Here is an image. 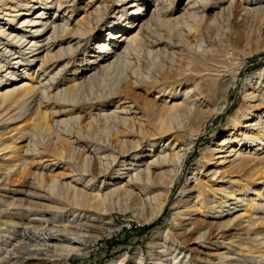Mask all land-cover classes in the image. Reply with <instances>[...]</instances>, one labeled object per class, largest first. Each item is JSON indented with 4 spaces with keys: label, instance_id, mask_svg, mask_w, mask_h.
<instances>
[{
    "label": "bare ground",
    "instance_id": "bare-ground-1",
    "mask_svg": "<svg viewBox=\"0 0 264 264\" xmlns=\"http://www.w3.org/2000/svg\"><path fill=\"white\" fill-rule=\"evenodd\" d=\"M180 1L118 0L116 7L112 0H0V194L26 193L22 199L0 196L9 210L0 211V220L28 240L4 243L13 250L0 247L7 255L2 263L58 264L57 253L86 256L87 243L112 229L116 205L149 206L157 218L166 209L176 170L191 151L186 135L198 136L228 109L253 41L234 32V23L227 40L225 28L215 35L213 25L233 19L247 32L264 34L258 0H186L182 14L173 10ZM82 53L86 59L76 65ZM255 79H248L245 102L207 153L213 167L188 191L197 190L198 201L203 196L200 203L207 207L199 215L229 218L215 234L197 226L184 230L185 242L205 249L208 263L228 253L222 249L229 250L225 241L233 239L226 233L239 228L235 237L246 242L238 250L264 264V220H251L262 210V189L252 184L264 186V72L257 79L261 85ZM191 199L183 201L178 218L201 210H191ZM17 211L41 217L10 221ZM53 213L77 216L78 224L56 227ZM80 219L93 223L80 226ZM41 237L39 247L31 244ZM164 240L175 249L158 244L166 250L151 251L153 261L202 264L185 242L169 234ZM164 256H171L169 263ZM147 260L125 257L113 264H158Z\"/></svg>",
    "mask_w": 264,
    "mask_h": 264
},
{
    "label": "rangeland",
    "instance_id": "rangeland-1",
    "mask_svg": "<svg viewBox=\"0 0 264 264\" xmlns=\"http://www.w3.org/2000/svg\"><path fill=\"white\" fill-rule=\"evenodd\" d=\"M117 1L118 0H112L114 5L116 4V7L119 6V4L117 5ZM258 1L261 3L260 5H258V7L264 5V3L261 0H258ZM186 6H187V1L181 0L180 2H178L176 6H174L175 8H173V10L176 9V13L180 12V14H182ZM119 10L122 11V8L121 9L118 8L114 14L112 13L108 16L109 22L113 21L112 19L115 18L117 13H119ZM149 11L152 12L151 9H149ZM29 20H31V18H29ZM232 21L233 19H231L224 26L219 25L216 27L215 25H213V29H212L213 34L217 35L221 30H223V28H225L222 32L223 34L222 39L227 40L228 37L230 38L231 36L233 37L231 27H232V23H234V26L237 29L236 31L233 30L234 32L239 33L241 31V34L243 35L252 36L253 41L245 49L248 54V58L246 60L247 62L246 66L242 70V75L238 81V84L231 91L228 109L225 110V112H223L222 114L216 115L215 117H213L211 121H209L207 125L202 129L201 133L198 136L191 138L189 135H186V140L191 145V151L183 167L178 168L176 170V178H175L176 188L173 190L170 196L171 198H169V203L166 209L163 211L160 217L157 218V216L155 215L151 217L149 206L145 207V205H143V206H133L132 207L128 205L126 208L123 206L120 207L119 205H116L115 208L111 212L113 220H114V224L111 225L112 229L108 231L106 235L102 234V237L100 239H91L90 242L87 243V246H88L87 249L89 250V255L82 256V257L78 255L71 256L70 257L71 260H70V258H68L66 254L65 256H63L64 254L57 253L58 255L55 258V260L58 261V264H113L114 262H117L121 258L130 257L132 259L138 256H140L141 258L145 257L146 259H148L147 260L148 263H154V262L156 263V260L158 259V257H156L155 261H153L154 257L151 258L150 252L166 250V248H162V249L158 248L157 246L158 244L168 242L170 243L169 247L172 250H174L176 247L175 246L176 244L174 245L173 242H169V240L167 241L164 240V236L166 234L167 235L169 234V236L170 237L172 236V238H176V240L178 241L185 242L184 239L189 238V236H186L185 234H183L185 229L194 230V226H197L199 227V229H203L206 232L215 234L217 231V228L220 226L219 224L229 219V218L215 219L214 218L215 215H212L211 217H206L205 214L199 215L198 212L204 211L205 207H207L205 206L204 203L203 204L200 203L203 196H200L199 197L200 200L198 201L197 195L199 196V193L197 192V190L195 192H192V194H189L188 191L191 190V188L195 187V184H196L195 179L197 177H201L202 179H204L205 177L203 176V172L207 173L213 167L214 162L208 161L207 153L209 149H212L214 145L223 138L227 120L230 119V117L234 113H236L242 107V104L245 102L244 100L246 97V92L248 90L247 86H249L248 79L254 76L256 78L254 80V83L258 82L257 84L261 85L260 81L257 79L259 78L260 74L264 72V48L260 47L261 45L260 43H263L264 41V34L259 36L260 31H258V29H253L251 32H247V30H244L241 27L239 28L237 24H235V21L234 22ZM2 23L3 22H0L1 30L5 29V25H3L4 23L3 24ZM17 24L18 23L16 22L15 25L17 26ZM21 29H26V28H21ZM213 34H211V36ZM258 41L260 43H258ZM4 50H5L4 45H0V57L2 53L4 52ZM40 56L41 55L37 54V57H38L37 59H39ZM78 57H79L77 58L78 63L76 62L75 63L76 65L79 64L82 59L83 60L86 59L85 53H82ZM37 63H38V60L33 65L36 66ZM68 68L69 70L70 69L73 70L72 66ZM68 68L66 71H68ZM49 90L53 91V89H49ZM49 92L50 91H48V93ZM262 93L264 95V90H262ZM24 124L25 122H23L21 125L19 124V126H23ZM16 127L18 126L12 125L10 129H13ZM0 133H3V130H0ZM56 169H57L56 167L53 168L54 173ZM235 180L243 181L242 178H237ZM243 182L244 184L247 183L246 181H243ZM252 186L255 188L254 190L262 189L261 193L263 196L261 197L262 200L259 203V205L262 207V210L258 209L257 212H254L255 215L253 216V219L251 218L250 219L257 221V219L261 218V220H264V213H263L264 186L256 182H254ZM90 187L91 186H89V189ZM9 194H10L9 196L8 195L5 196L1 194L0 196L3 199L5 198L4 200H12V198L22 199L26 196V193L20 194L16 192H10ZM189 196L192 197L191 201H193L190 204V208L196 205L194 207H196L197 209L200 208L201 210H198L197 212L192 211L189 216L178 218V213L186 209L183 204V201L188 200ZM217 196L221 198L223 197V193H219ZM197 202L198 204H195ZM0 211H9L8 207H6V205L2 202H0ZM24 212L25 211H19L17 215L10 214L8 215V219L13 222L30 223L33 218L39 219L41 217L39 215H30V214L29 216ZM32 214H36V213L32 212ZM46 215L47 217H49V214L46 213ZM52 216H53V219L57 221V223H55L54 225L60 228L64 225L67 226L69 222H72L74 220H75L74 222H76V219H77V216H72V214L63 217L60 214L55 215L53 213ZM149 218H151L150 221H152L153 218L155 219V221L150 222ZM245 220H248V219H245ZM4 221L5 220H0V247L3 249L5 248L6 251L9 252V250H13V247L11 246L4 247V243L6 244L8 243V245H11L14 243L16 246L18 245V242H20L18 241L19 236L23 239V242H26L28 240H25L24 238L25 236L24 235L22 236V233L18 232L17 229L14 230L11 224L6 223V222L4 223ZM80 221H81L80 226H88L90 223H93V221L91 222L90 220L88 222V220L86 221V219L85 220L80 219ZM85 223L88 225H86ZM260 223L261 221H259V224ZM75 224H78V222H76ZM238 224L239 223H237V225ZM238 232H241L239 231V228H233L228 233H226L230 235L233 241L235 242H233L232 240L226 239L225 242L228 245L229 250L225 248L222 250H224L225 252H228L226 255L229 258H236L237 260L235 259V261H238L236 262V264H256L258 263L259 259L252 257L251 254H249L251 257H248V259L250 260L245 259L246 255L245 256L243 255L249 252L238 250L237 248L238 245L246 242V240L244 242H239L238 237H235L236 234H238ZM13 233L15 235H12ZM44 238L45 237H41L39 240H36V242H32L31 244L33 246L39 247L40 244H43L41 243V240ZM228 243H232V244H228ZM45 244L49 245L50 243L47 244V242H45ZM61 244L65 245V243H61ZM185 244H186V248L190 249L189 254H191L194 258L197 256L199 260H202V264H217V263L231 264V260L224 259L226 255H223L224 257L220 256L218 260L215 259L214 262L208 263V260H210L211 258L210 257L206 258L207 256L205 257V254H207V251L205 249H200L199 246H196L194 245V243H191L190 239L186 240ZM50 246L56 247L57 244L56 243L55 245L50 244ZM61 246L63 247V245ZM234 251H236V255H231ZM6 257L7 255L5 254V252L0 253V264H4L2 262L6 259ZM33 257H39V256H33ZM170 258L171 256H166V257L164 256L162 259L163 261H165V259H168V263H169ZM157 262L158 264H163L161 259L160 261L157 260ZM38 263L39 261L35 260V264H38Z\"/></svg>",
    "mask_w": 264,
    "mask_h": 264
}]
</instances>
